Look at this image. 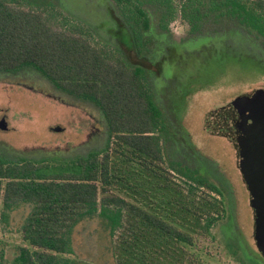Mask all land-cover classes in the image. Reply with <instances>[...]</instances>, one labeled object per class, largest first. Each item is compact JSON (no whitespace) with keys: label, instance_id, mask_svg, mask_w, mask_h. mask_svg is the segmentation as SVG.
I'll use <instances>...</instances> for the list:
<instances>
[{"label":"trees","instance_id":"16d2710c","mask_svg":"<svg viewBox=\"0 0 264 264\" xmlns=\"http://www.w3.org/2000/svg\"><path fill=\"white\" fill-rule=\"evenodd\" d=\"M110 1L140 62L69 18L63 0H0V79L37 74L99 108L108 132L106 146L77 157L0 156V221L18 216L25 242L0 264H85L74 233L92 220L110 237L116 264H202L199 242L227 213L217 183L170 159L173 127L146 57L154 16L165 33L180 20L194 36L238 29L264 48V0Z\"/></svg>","mask_w":264,"mask_h":264},{"label":"rangeland","instance_id":"374dc122","mask_svg":"<svg viewBox=\"0 0 264 264\" xmlns=\"http://www.w3.org/2000/svg\"><path fill=\"white\" fill-rule=\"evenodd\" d=\"M63 2L69 18L90 27L100 42L120 44L140 62L125 25L112 13L114 3ZM158 18L153 17V45L146 60L159 70L150 71L148 79L173 127L167 152L171 160L199 167L217 183L227 206L213 236L199 242L202 264H264V254L254 238V211L238 166L237 148L221 134L231 129L236 115L254 113V103L242 97L264 101L261 41L252 40L244 31L238 33V29L231 36H194L180 20L171 21L170 32L165 33ZM106 125L99 108L57 92L37 74L0 79V156L16 160L20 156L59 159L85 155L106 146ZM13 219L11 225L0 221V256L3 253L8 260L25 244L18 232V216ZM74 242L85 264H116L111 239L99 221L81 224Z\"/></svg>","mask_w":264,"mask_h":264},{"label":"water","instance_id":"95a60500","mask_svg":"<svg viewBox=\"0 0 264 264\" xmlns=\"http://www.w3.org/2000/svg\"><path fill=\"white\" fill-rule=\"evenodd\" d=\"M242 100L254 103V113L242 111L245 115H236L235 122H231V129H224L221 134L227 135L237 148L238 166L250 192V204L255 211L254 238L264 254V101L259 103L246 96Z\"/></svg>","mask_w":264,"mask_h":264},{"label":"flooded vegetation","instance_id":"af4514ba","mask_svg":"<svg viewBox=\"0 0 264 264\" xmlns=\"http://www.w3.org/2000/svg\"><path fill=\"white\" fill-rule=\"evenodd\" d=\"M253 211H254V209H253ZM254 215H255V211H254ZM254 215H253V218H254ZM254 232H255V228H254Z\"/></svg>","mask_w":264,"mask_h":264}]
</instances>
